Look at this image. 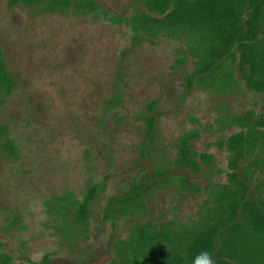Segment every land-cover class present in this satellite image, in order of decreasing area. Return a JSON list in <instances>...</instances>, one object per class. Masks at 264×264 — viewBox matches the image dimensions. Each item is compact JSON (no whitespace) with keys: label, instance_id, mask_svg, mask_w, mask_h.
<instances>
[{"label":"rangeland","instance_id":"374dc122","mask_svg":"<svg viewBox=\"0 0 264 264\" xmlns=\"http://www.w3.org/2000/svg\"><path fill=\"white\" fill-rule=\"evenodd\" d=\"M112 15H132L136 0H98ZM0 47L17 85L0 92V122L17 156L0 150V253L20 264H99L115 238L137 224L188 222L206 198L205 185L227 182L229 153L222 146L239 126L219 129L225 114L264 112V95L250 90L229 62L225 82H196L186 92L195 59L170 37L136 39L125 24L93 14L41 12L0 0ZM227 87V88H226ZM157 119L147 136L146 118ZM196 131L193 148L213 155L194 173L178 167L179 137ZM166 182L145 196V208L103 223L109 198L129 192L151 172ZM187 177L193 188L185 189ZM100 184L90 238L68 244L46 202L66 192L82 197ZM106 263V262H105Z\"/></svg>","mask_w":264,"mask_h":264},{"label":"trees","instance_id":"16d2710c","mask_svg":"<svg viewBox=\"0 0 264 264\" xmlns=\"http://www.w3.org/2000/svg\"><path fill=\"white\" fill-rule=\"evenodd\" d=\"M10 5L25 2L41 12L65 15L93 14L113 23L125 24L135 34L151 38L170 37L185 44L195 59L186 74V92L196 82L212 88L217 80L225 82L229 62L238 69L246 86L264 95V0H136L139 7L127 17L110 14L97 0H9ZM17 80L0 47V92L10 94ZM227 88V87H226ZM146 118L147 136L155 133L157 119ZM219 129L239 126L242 130L222 141L229 152L227 182H213L204 189L206 198L196 217L162 224H137L127 237L112 243L111 258L105 264H191L201 250L212 251L216 264H264V112L249 110L225 114L217 121ZM196 131L179 137L178 167L194 173L211 167L213 155L193 148ZM0 150L17 156L8 137L7 126L0 122ZM166 174L154 171L135 183L129 192L108 199L103 223L112 222L130 208H145L146 194L166 182ZM185 189L193 188L187 177ZM100 184H90L82 197L66 192L46 202L48 212L61 221L68 244L88 239L92 233V206ZM49 255L41 262L49 264ZM0 264H20L7 252L0 253Z\"/></svg>","mask_w":264,"mask_h":264},{"label":"clouds","instance_id":"9594fccd","mask_svg":"<svg viewBox=\"0 0 264 264\" xmlns=\"http://www.w3.org/2000/svg\"><path fill=\"white\" fill-rule=\"evenodd\" d=\"M191 264H216V259L212 251L201 250L192 258Z\"/></svg>","mask_w":264,"mask_h":264},{"label":"water","instance_id":"95a60500","mask_svg":"<svg viewBox=\"0 0 264 264\" xmlns=\"http://www.w3.org/2000/svg\"><path fill=\"white\" fill-rule=\"evenodd\" d=\"M111 258V253H108L107 255H105L102 259H100L98 261L99 264H105V262H107L109 259Z\"/></svg>","mask_w":264,"mask_h":264},{"label":"flooded vegetation","instance_id":"af4514ba","mask_svg":"<svg viewBox=\"0 0 264 264\" xmlns=\"http://www.w3.org/2000/svg\"><path fill=\"white\" fill-rule=\"evenodd\" d=\"M97 1H98V0H97ZM9 3H10V1H9ZM21 3H25V2H21ZM21 3H20V4H21ZM116 16H117V15H116ZM118 16H119V15H118ZM120 16H121V15H120ZM129 16H130V15H129ZM121 17H127V16L124 15V16H121ZM254 92H256V91H254ZM257 93H258V92H257ZM259 94H260V93H259ZM227 128H230V126L227 127ZM223 130H224V129H223ZM228 153H229V152H228ZM229 166H230V165H229ZM205 186H206V185H205Z\"/></svg>","mask_w":264,"mask_h":264}]
</instances>
